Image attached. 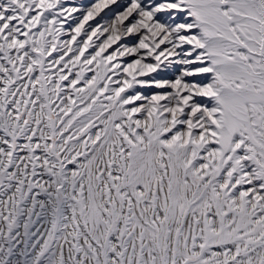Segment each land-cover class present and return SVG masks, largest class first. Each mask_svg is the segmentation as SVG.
<instances>
[{
  "label": "snow or ice",
  "instance_id": "6c2138e0",
  "mask_svg": "<svg viewBox=\"0 0 264 264\" xmlns=\"http://www.w3.org/2000/svg\"><path fill=\"white\" fill-rule=\"evenodd\" d=\"M0 264H264V0H0Z\"/></svg>",
  "mask_w": 264,
  "mask_h": 264
}]
</instances>
